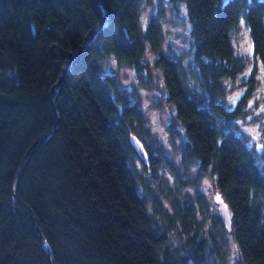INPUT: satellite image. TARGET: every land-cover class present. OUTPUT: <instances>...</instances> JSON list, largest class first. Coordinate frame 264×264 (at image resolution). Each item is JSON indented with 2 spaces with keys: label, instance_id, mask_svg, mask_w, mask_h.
Wrapping results in <instances>:
<instances>
[{
  "label": "trees",
  "instance_id": "trees-1",
  "mask_svg": "<svg viewBox=\"0 0 264 264\" xmlns=\"http://www.w3.org/2000/svg\"><path fill=\"white\" fill-rule=\"evenodd\" d=\"M168 1L185 7L188 74L201 91L186 82L181 56L163 51L162 0L145 24L140 9L155 0H0V264H206L207 248L222 256L226 226L181 195L186 179L147 146L141 109L101 70L109 54L142 72L159 69L185 131L183 163L194 159L215 178L244 264H264V173L246 141L220 122L246 115L264 76V0ZM240 20L254 61L228 109L224 81L250 64L233 45ZM136 156L154 178L162 163L177 176L173 187L157 180L165 206ZM173 229L180 247L171 244Z\"/></svg>",
  "mask_w": 264,
  "mask_h": 264
},
{
  "label": "rangeland",
  "instance_id": "rangeland-1",
  "mask_svg": "<svg viewBox=\"0 0 264 264\" xmlns=\"http://www.w3.org/2000/svg\"><path fill=\"white\" fill-rule=\"evenodd\" d=\"M155 0L153 5L143 6L140 9V16L145 24L155 12ZM163 16L160 17L162 27V48L163 51L171 56H181L183 66L185 67V80L191 88L196 87L195 76L191 78L188 74V68L192 62V53L190 47V22L188 20L185 7L182 3L172 6L170 1L162 0ZM243 20H240V23ZM239 36H233V45L235 51L250 58L246 69L232 81H224L225 96L221 100L225 107L232 109L238 102L240 96L245 91L240 86V81L247 77L252 69L253 48L249 38L248 29L241 23ZM250 49V50H249ZM153 54L149 51L145 59L152 61ZM102 72H107L115 77V82L119 90L127 98L128 102L137 105L144 116L143 133L146 138V144L152 151L165 156L174 166L176 174L186 179V185L182 189V196L191 200L195 208H198V201H201L210 210V212L219 215L218 203L215 202L213 194L217 191L215 178L208 172L199 171L197 161L190 160L187 166L182 161L181 147L186 140L184 128L175 118L174 106L167 100L163 77L156 67L150 66V70L142 72L131 65L119 63L111 54L106 55L101 62ZM258 75L259 82L255 86L251 97L244 106L246 115L244 117H231L220 121L227 129L235 131L251 147L256 162L264 173V76L262 71ZM239 98L235 105L231 98ZM257 145V147H256ZM157 169V178L149 171L143 162L134 157V165L149 187L157 195L163 206L166 205L164 198L157 188V180L161 179L167 187H173L177 183V176L173 173L171 167L162 163ZM184 168V169H183ZM179 170V171H178ZM168 208V205H167ZM168 212L171 209L168 208ZM209 224V223H207ZM171 244L176 247L182 245V239L175 229L169 232ZM223 243L220 246L221 254H217L211 248L206 249V264H244L243 256L238 247L234 236L230 230L222 231Z\"/></svg>",
  "mask_w": 264,
  "mask_h": 264
},
{
  "label": "water",
  "instance_id": "water-1",
  "mask_svg": "<svg viewBox=\"0 0 264 264\" xmlns=\"http://www.w3.org/2000/svg\"><path fill=\"white\" fill-rule=\"evenodd\" d=\"M129 139H130V142L133 145L136 153L138 154V156L143 161H147V152H146V149L144 147L143 142L137 137L136 134H133V133L129 134ZM217 194L220 195L221 200L223 201V204H221L220 202H217L215 200V196ZM213 197H214L215 202L218 203V213H219V216H220L222 222L224 223V225L226 226L227 229H230L231 228V224H232L233 212H232L231 208L229 207L228 202H226V200L224 199V197L222 196V194L220 193L219 190L214 192ZM224 205L227 206L226 207L227 215L225 214Z\"/></svg>",
  "mask_w": 264,
  "mask_h": 264
},
{
  "label": "snow or ice",
  "instance_id": "snow-or-ice-1",
  "mask_svg": "<svg viewBox=\"0 0 264 264\" xmlns=\"http://www.w3.org/2000/svg\"><path fill=\"white\" fill-rule=\"evenodd\" d=\"M241 23H243V21H241ZM250 50V49H249ZM239 98V94H237V96L236 97H232L231 98V102H232V104L233 105H235V103H236V100ZM215 200L217 201V202H220L221 204H223V201L221 200V197H220V195L219 194H217L216 196H215ZM226 205H224V209H225V214L227 215V212H226Z\"/></svg>",
  "mask_w": 264,
  "mask_h": 264
}]
</instances>
